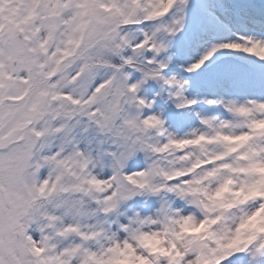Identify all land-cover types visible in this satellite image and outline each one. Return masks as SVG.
<instances>
[{"label": "snow or ice", "instance_id": "6c2138e0", "mask_svg": "<svg viewBox=\"0 0 264 264\" xmlns=\"http://www.w3.org/2000/svg\"><path fill=\"white\" fill-rule=\"evenodd\" d=\"M0 264H264V0H0Z\"/></svg>", "mask_w": 264, "mask_h": 264}]
</instances>
